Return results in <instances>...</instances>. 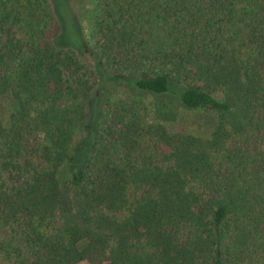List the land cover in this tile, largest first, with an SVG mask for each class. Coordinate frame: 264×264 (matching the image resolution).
<instances>
[{"label": "trees", "instance_id": "obj_1", "mask_svg": "<svg viewBox=\"0 0 264 264\" xmlns=\"http://www.w3.org/2000/svg\"><path fill=\"white\" fill-rule=\"evenodd\" d=\"M81 2L0 0V264H264V0Z\"/></svg>", "mask_w": 264, "mask_h": 264}, {"label": "rangeland", "instance_id": "obj_2", "mask_svg": "<svg viewBox=\"0 0 264 264\" xmlns=\"http://www.w3.org/2000/svg\"><path fill=\"white\" fill-rule=\"evenodd\" d=\"M73 6H74V9H75V12L78 14V19H79V22H80V28H81V31H82V34L87 42V46L84 47V51H83V56L91 63L94 64V54H93V51L91 49V42L89 41V34H88V29H87V23L86 21L84 20V17H83V11H82V7H84L83 3L81 2V0H71ZM78 22V23H79ZM6 102L7 100H3L0 102V107L2 106H5L6 105ZM180 123L181 125L187 127L188 129H191V130H194V131H197L198 129H202V130H207L210 125H211V122H210V119L208 116H205V115H196L195 113H192L191 112H185L183 113L182 117H181V120H180ZM203 126V127H202ZM206 128V129H204ZM86 244V241H81L79 243V247L82 248L84 247ZM80 264H89L88 262L86 261H83L81 262Z\"/></svg>", "mask_w": 264, "mask_h": 264}]
</instances>
